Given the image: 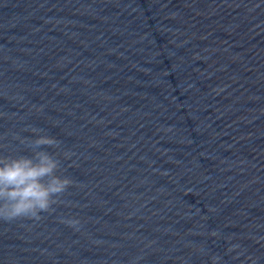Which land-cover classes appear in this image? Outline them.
<instances>
[{"label":"water","instance_id":"95a60500","mask_svg":"<svg viewBox=\"0 0 264 264\" xmlns=\"http://www.w3.org/2000/svg\"><path fill=\"white\" fill-rule=\"evenodd\" d=\"M33 129L71 182L0 264H264V0H0V155Z\"/></svg>","mask_w":264,"mask_h":264},{"label":"clouds","instance_id":"9594fccd","mask_svg":"<svg viewBox=\"0 0 264 264\" xmlns=\"http://www.w3.org/2000/svg\"><path fill=\"white\" fill-rule=\"evenodd\" d=\"M32 131L35 139L31 141L34 148L30 155H0V219H38L39 213L53 203L52 197L71 182L57 174L58 161L45 148L55 144V138Z\"/></svg>","mask_w":264,"mask_h":264}]
</instances>
